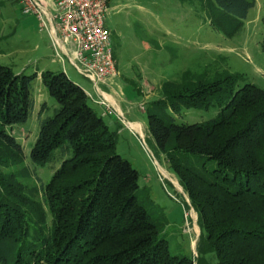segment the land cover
<instances>
[{"label": "trees", "instance_id": "16d2710c", "mask_svg": "<svg viewBox=\"0 0 264 264\" xmlns=\"http://www.w3.org/2000/svg\"><path fill=\"white\" fill-rule=\"evenodd\" d=\"M227 37L245 25L256 0H200ZM264 51V36L261 42ZM58 107L38 118L34 165L61 159L47 184L27 188L13 127L35 109L36 80ZM219 109L207 121L176 122L188 109ZM148 131L198 214V256L172 254L159 223L138 200L139 173L117 152L116 134L65 72L16 74L0 65L1 264H264V88L228 70L166 84L146 109ZM42 201L34 198L40 194Z\"/></svg>", "mask_w": 264, "mask_h": 264}, {"label": "rangeland", "instance_id": "374dc122", "mask_svg": "<svg viewBox=\"0 0 264 264\" xmlns=\"http://www.w3.org/2000/svg\"><path fill=\"white\" fill-rule=\"evenodd\" d=\"M201 8L200 0H109L106 26L112 34L119 75L99 86L115 95L120 106L108 97L107 115L103 112L106 105L99 103L104 99L94 83L68 57L64 56V61L57 58L52 39L47 30H40L36 16L23 14L17 0H0V65L25 75L40 76L45 70L65 72L81 85L90 94L91 106L116 134L117 152L138 171V200L159 223L160 235L169 241L170 252L195 258L201 234L198 214L164 155L156 158L146 109L164 95L166 84L181 83L186 74L212 76L228 70L264 88V0H256L244 27L231 38L213 29ZM33 95L34 111L25 124L13 127L25 161L17 167L0 168L3 173L19 174L28 167L31 177L20 176L21 182L40 190L60 167L61 159L37 166L31 162L30 151L39 134L41 107L45 104L46 118L54 115L58 103L40 79L36 80ZM218 112L214 106L188 109L176 116V122H204ZM134 120L142 122L141 134L131 129L139 126L128 125ZM34 199L41 202V193Z\"/></svg>", "mask_w": 264, "mask_h": 264}, {"label": "built area", "instance_id": "2783aa9c", "mask_svg": "<svg viewBox=\"0 0 264 264\" xmlns=\"http://www.w3.org/2000/svg\"><path fill=\"white\" fill-rule=\"evenodd\" d=\"M17 1L23 14L36 16L40 30L48 31L57 58L64 61V56L68 57L77 70L94 83L104 99L99 103L106 105L109 111L106 93L99 86L119 75L112 34L106 26L109 0Z\"/></svg>", "mask_w": 264, "mask_h": 264}, {"label": "crops", "instance_id": "0c3cea01", "mask_svg": "<svg viewBox=\"0 0 264 264\" xmlns=\"http://www.w3.org/2000/svg\"><path fill=\"white\" fill-rule=\"evenodd\" d=\"M105 97H106V99L109 101V98L112 100V101H117L118 102V105L120 106V104H119V101L117 100V98H116V96L115 95H113L112 93H110V92H107V91H105ZM122 92H120V94H121ZM109 97V98H108ZM35 106H36V101H35ZM103 106V105H102ZM120 109H121V107H120ZM103 112H106V114L107 115H110V114H108V113H110V111L109 112H107L106 110H105V108H103ZM105 114V113H104ZM136 124L137 126H139V128H133V127H131L130 126V124ZM128 125L131 127V129L135 132V133H140V131H142V126H143V124H142V122L141 121H138V120H134V121H128ZM147 127V126H146ZM141 134V133H140Z\"/></svg>", "mask_w": 264, "mask_h": 264}, {"label": "bare ground", "instance_id": "6f19581e", "mask_svg": "<svg viewBox=\"0 0 264 264\" xmlns=\"http://www.w3.org/2000/svg\"><path fill=\"white\" fill-rule=\"evenodd\" d=\"M131 125V124H130ZM132 126V125H131Z\"/></svg>", "mask_w": 264, "mask_h": 264}]
</instances>
